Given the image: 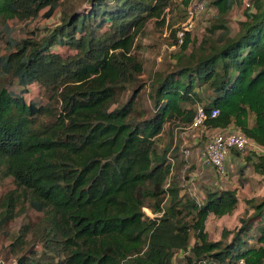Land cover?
<instances>
[{
    "label": "trees",
    "instance_id": "obj_1",
    "mask_svg": "<svg viewBox=\"0 0 264 264\" xmlns=\"http://www.w3.org/2000/svg\"><path fill=\"white\" fill-rule=\"evenodd\" d=\"M60 1L0 0V18L48 19ZM173 1L90 0L86 13L65 14L43 36L7 35L0 48V179L11 177L14 188L0 197V229L27 207L41 214L9 242L16 264L264 260V196L245 199L238 228L210 240L208 216L232 214L237 191L205 186L201 198L181 196L170 146L158 144L166 123L188 126L201 105V126L239 132L261 147L242 158L264 179V0H209L213 22L198 43L185 33L174 69L151 83L154 113L139 121L144 68L133 53L136 38ZM180 1L186 17L192 0ZM246 3L244 18L231 26L226 15ZM33 85L42 94L27 101ZM128 88L130 99L118 102Z\"/></svg>",
    "mask_w": 264,
    "mask_h": 264
},
{
    "label": "rangeland",
    "instance_id": "obj_2",
    "mask_svg": "<svg viewBox=\"0 0 264 264\" xmlns=\"http://www.w3.org/2000/svg\"><path fill=\"white\" fill-rule=\"evenodd\" d=\"M205 1L206 8L198 14L193 28L189 32L193 43L199 42L205 33V29L213 22L214 14H216L215 9L209 6V0ZM60 2L61 4L54 15L48 19L37 17L33 20L17 21L16 19L4 20L0 18V48L6 44L7 35L17 38H26L33 34L39 37L43 36L46 33L45 29L50 30L59 25L65 14H69L72 11L86 13L91 6L90 0H63ZM244 5L242 4L240 7L234 6L226 15L225 18L228 19L231 26H235L236 21L244 18L243 10L246 6ZM184 8L180 0H174L170 7L165 9L163 16L150 18L143 31L136 38L133 53L142 61L144 68L143 73L138 77V83L143 86L137 96L135 105L136 116L139 121L150 117L154 113V98L151 96V83L154 78L163 77L174 69L176 62L174 55L180 49L176 32L185 20ZM162 18H164V23H161ZM192 49L190 46L186 53L188 54ZM132 91L133 89L128 88L119 95L118 102L124 103L130 99ZM41 94L40 88L33 85L31 93L26 95V100L31 101L35 97L39 98ZM217 132L222 131L206 129L203 126L190 129L182 123H177L171 128L166 123L165 130L160 135L158 142L160 150L170 146L167 158L173 165L172 175L181 189L179 192L181 196L189 195L191 197L194 196L193 198H201L202 189L205 186L216 189H235L237 191L239 201L232 214L223 217H216L213 214L208 216L205 227L210 240H218L223 228L228 230L238 228L240 225L239 216L243 213L244 200L246 198L253 196L259 198L264 195V179L256 175L251 166L245 163L242 158L249 150H252L251 147L240 151L241 156L239 157L231 151L224 162V173H219L210 163L202 159V152L205 150L212 135ZM184 140L187 141L189 149L187 155L181 152ZM171 178L168 179L169 182ZM13 188L14 184L11 177L0 179V197ZM40 216V213L27 207L0 229V264L17 263V256L9 251L8 244L14 240L20 227L27 224L35 225ZM254 234H258V231L255 230ZM231 237L232 235H230L229 239ZM193 240L191 238L190 242L192 243Z\"/></svg>",
    "mask_w": 264,
    "mask_h": 264
},
{
    "label": "built area",
    "instance_id": "obj_3",
    "mask_svg": "<svg viewBox=\"0 0 264 264\" xmlns=\"http://www.w3.org/2000/svg\"><path fill=\"white\" fill-rule=\"evenodd\" d=\"M245 5L248 6V3ZM205 7V0H192L190 2L186 9L185 20L181 24L180 29L176 32V38L179 44L183 42L185 33L192 30L196 17L205 9ZM218 113V109L214 108L210 111V117L213 118L217 116ZM206 118L207 114L205 113L203 107L201 105H197L196 114L191 123L188 125V128H198L202 125ZM248 147H251L252 150L261 149V147L257 146L252 140L239 132H217L212 135L205 150L202 152V159L205 162L210 163L219 173H224V162L230 152L234 149L243 151ZM181 152L185 155L189 153L186 140H184L182 143ZM144 210L147 214L151 215L150 212L148 213L146 208ZM239 264H244V262L240 260ZM259 264H264V260Z\"/></svg>",
    "mask_w": 264,
    "mask_h": 264
},
{
    "label": "crops",
    "instance_id": "obj_4",
    "mask_svg": "<svg viewBox=\"0 0 264 264\" xmlns=\"http://www.w3.org/2000/svg\"><path fill=\"white\" fill-rule=\"evenodd\" d=\"M220 131H228V130H220ZM256 175H258V174H256ZM259 177H261V178L263 179L262 176L259 175ZM262 196H264V195H262ZM262 196H261V197H262ZM237 197H238V195H237ZM253 197H254V196H253ZM249 198H251V197H249ZM256 198H257V197H256ZM246 199H248V198H246ZM238 201H239V199H238ZM236 207H237V206H236ZM244 208H245V204H244ZM243 211H244V209H243ZM222 217H223V216H222Z\"/></svg>",
    "mask_w": 264,
    "mask_h": 264
},
{
    "label": "clouds",
    "instance_id": "obj_5",
    "mask_svg": "<svg viewBox=\"0 0 264 264\" xmlns=\"http://www.w3.org/2000/svg\"><path fill=\"white\" fill-rule=\"evenodd\" d=\"M145 209V208H144ZM147 209V208H146Z\"/></svg>",
    "mask_w": 264,
    "mask_h": 264
}]
</instances>
